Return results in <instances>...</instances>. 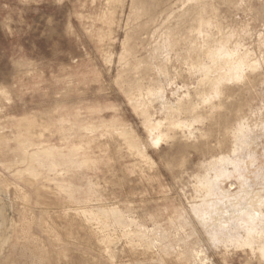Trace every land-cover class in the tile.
Instances as JSON below:
<instances>
[{
    "label": "rangeland",
    "instance_id": "1",
    "mask_svg": "<svg viewBox=\"0 0 264 264\" xmlns=\"http://www.w3.org/2000/svg\"><path fill=\"white\" fill-rule=\"evenodd\" d=\"M0 264H264V0H0Z\"/></svg>",
    "mask_w": 264,
    "mask_h": 264
}]
</instances>
